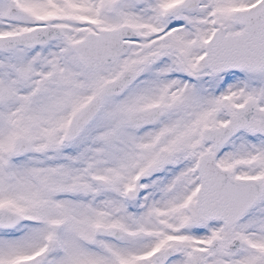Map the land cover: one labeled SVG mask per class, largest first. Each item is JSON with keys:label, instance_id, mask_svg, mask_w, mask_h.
I'll use <instances>...</instances> for the list:
<instances>
[{"label": "snow or ice", "instance_id": "obj_1", "mask_svg": "<svg viewBox=\"0 0 264 264\" xmlns=\"http://www.w3.org/2000/svg\"><path fill=\"white\" fill-rule=\"evenodd\" d=\"M0 264H264V0H0Z\"/></svg>", "mask_w": 264, "mask_h": 264}]
</instances>
